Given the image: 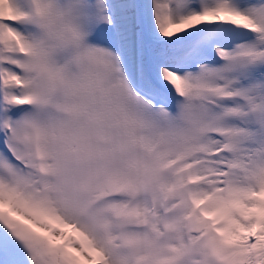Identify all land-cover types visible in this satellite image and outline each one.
Instances as JSON below:
<instances>
[{
    "label": "snow or ice",
    "instance_id": "snow-or-ice-1",
    "mask_svg": "<svg viewBox=\"0 0 264 264\" xmlns=\"http://www.w3.org/2000/svg\"><path fill=\"white\" fill-rule=\"evenodd\" d=\"M0 264H264V0H0Z\"/></svg>",
    "mask_w": 264,
    "mask_h": 264
}]
</instances>
